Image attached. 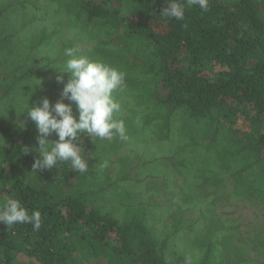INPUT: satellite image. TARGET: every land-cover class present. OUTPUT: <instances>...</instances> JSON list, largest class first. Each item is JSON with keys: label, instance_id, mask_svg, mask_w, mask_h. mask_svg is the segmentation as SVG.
I'll return each mask as SVG.
<instances>
[{"label": "trees", "instance_id": "16d2710c", "mask_svg": "<svg viewBox=\"0 0 264 264\" xmlns=\"http://www.w3.org/2000/svg\"><path fill=\"white\" fill-rule=\"evenodd\" d=\"M179 2L176 20L160 13L167 0H0V205L41 213L39 230L0 222V264H26L18 251L27 264H264L215 210L264 207V0ZM69 47L125 74L113 96L127 139L81 133L86 172L70 161L34 172L24 108L72 103Z\"/></svg>", "mask_w": 264, "mask_h": 264}, {"label": "clouds", "instance_id": "9594fccd", "mask_svg": "<svg viewBox=\"0 0 264 264\" xmlns=\"http://www.w3.org/2000/svg\"><path fill=\"white\" fill-rule=\"evenodd\" d=\"M188 5H198L207 11L208 0H187ZM185 5L179 0H167V6L160 12L163 17L176 20L183 19ZM67 57L61 71L70 74V79L63 84L61 97L75 104L77 114L74 116L72 103L62 99L50 105L47 97L31 107L26 104L28 117L37 129L36 151L39 156L32 164V171L52 169L58 162L70 161L75 171L84 173L88 165L79 150L80 134L87 133L92 139L111 140L116 136L127 139L124 121L117 118L121 104L113 93L122 90L125 84V74L119 69L98 59H91L80 54L79 48H66ZM63 82L62 76L56 77ZM39 85H40V80ZM20 127H24L20 124ZM55 134L57 139L48 137ZM4 145L3 138L0 137ZM27 151V149H23ZM107 162L101 163V169ZM0 222L12 227L15 224H31L34 230L41 227V213L38 210L29 211L19 200L8 199L0 205ZM185 264H192L190 257L185 258Z\"/></svg>", "mask_w": 264, "mask_h": 264}, {"label": "rangeland", "instance_id": "374dc122", "mask_svg": "<svg viewBox=\"0 0 264 264\" xmlns=\"http://www.w3.org/2000/svg\"><path fill=\"white\" fill-rule=\"evenodd\" d=\"M160 176L157 181H161ZM158 200L164 199V195H158ZM216 212L225 219L234 221L238 228L235 231L233 242L238 247H244L245 257L258 260L264 258V207L261 204L248 202L245 200L225 201L217 204ZM195 214V213H194ZM222 224V220H219ZM19 260L23 263L33 261L27 257L23 251L16 253ZM88 264H109L105 259L92 260Z\"/></svg>", "mask_w": 264, "mask_h": 264}]
</instances>
